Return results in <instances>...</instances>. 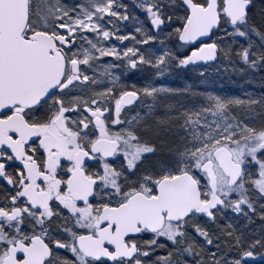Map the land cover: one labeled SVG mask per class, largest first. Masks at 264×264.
Listing matches in <instances>:
<instances>
[{
  "label": "snow or ice",
  "instance_id": "1",
  "mask_svg": "<svg viewBox=\"0 0 264 264\" xmlns=\"http://www.w3.org/2000/svg\"><path fill=\"white\" fill-rule=\"evenodd\" d=\"M0 264H264V0H0Z\"/></svg>",
  "mask_w": 264,
  "mask_h": 264
},
{
  "label": "rangeland",
  "instance_id": "2",
  "mask_svg": "<svg viewBox=\"0 0 264 264\" xmlns=\"http://www.w3.org/2000/svg\"><path fill=\"white\" fill-rule=\"evenodd\" d=\"M127 2L131 4L132 0H127ZM194 75L195 73L189 71L184 75V78L188 79L190 77H193ZM173 79L176 80L177 84L180 83V80L176 78ZM220 84H223L224 91L229 94H241L242 91L261 90L258 74L255 77L250 76L243 80L241 79L239 74L234 75L231 80H229L228 77L225 76L222 80L218 81L217 87H219Z\"/></svg>",
  "mask_w": 264,
  "mask_h": 264
},
{
  "label": "flooded vegetation",
  "instance_id": "3",
  "mask_svg": "<svg viewBox=\"0 0 264 264\" xmlns=\"http://www.w3.org/2000/svg\"><path fill=\"white\" fill-rule=\"evenodd\" d=\"M256 259L259 260V257H257Z\"/></svg>",
  "mask_w": 264,
  "mask_h": 264
}]
</instances>
